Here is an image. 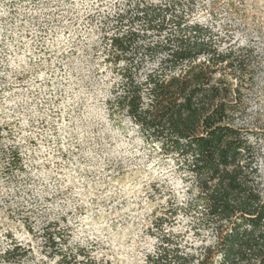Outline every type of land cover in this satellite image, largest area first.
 <instances>
[{
  "label": "rangeland",
  "instance_id": "rangeland-1",
  "mask_svg": "<svg viewBox=\"0 0 264 264\" xmlns=\"http://www.w3.org/2000/svg\"><path fill=\"white\" fill-rule=\"evenodd\" d=\"M127 2L0 0V264H57L46 227L109 264H145L161 231L193 248L207 236L185 174L110 107L105 21ZM184 3L264 63V0ZM255 92L250 115L264 131V68ZM12 241L30 249L17 262L2 258Z\"/></svg>",
  "mask_w": 264,
  "mask_h": 264
},
{
  "label": "trees",
  "instance_id": "trees-1",
  "mask_svg": "<svg viewBox=\"0 0 264 264\" xmlns=\"http://www.w3.org/2000/svg\"><path fill=\"white\" fill-rule=\"evenodd\" d=\"M105 24V62L118 79L110 107L175 161L193 191L195 230L207 233L193 248L161 231L145 264H264V131L250 115L261 55L192 20L184 0H128ZM48 228L57 264H109ZM29 252L12 241L2 258Z\"/></svg>",
  "mask_w": 264,
  "mask_h": 264
}]
</instances>
